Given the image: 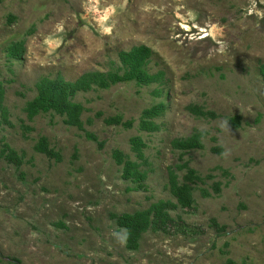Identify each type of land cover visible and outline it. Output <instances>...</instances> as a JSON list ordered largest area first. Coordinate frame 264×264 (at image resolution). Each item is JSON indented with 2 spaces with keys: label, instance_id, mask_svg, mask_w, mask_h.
Here are the masks:
<instances>
[{
  "label": "rangeland",
  "instance_id": "obj_1",
  "mask_svg": "<svg viewBox=\"0 0 264 264\" xmlns=\"http://www.w3.org/2000/svg\"><path fill=\"white\" fill-rule=\"evenodd\" d=\"M137 46L160 82L79 92L83 129L49 110L28 118L39 79L122 75L119 54ZM263 65L264 0H0V264H264ZM195 131L202 148L172 146ZM126 160L143 181L124 179ZM170 168L181 184L199 177L189 210ZM159 201L175 226L129 248L120 217Z\"/></svg>",
  "mask_w": 264,
  "mask_h": 264
},
{
  "label": "trees",
  "instance_id": "obj_2",
  "mask_svg": "<svg viewBox=\"0 0 264 264\" xmlns=\"http://www.w3.org/2000/svg\"><path fill=\"white\" fill-rule=\"evenodd\" d=\"M151 56L150 49L145 46L133 47L128 52H121L119 58L123 69V74H104L100 72H88L82 74L75 81L69 82L58 76L50 79L47 77L41 78L36 83V96L27 103L25 111L28 113V118L32 119L34 115L39 112L53 111L56 114L64 117L68 125L74 126L78 129H83V121L81 116L85 109L83 105L75 102L73 97L79 92H85L92 87L106 88L118 81L135 80L141 85H150L154 82H160L161 74H150L147 66ZM260 72L264 77V65L261 66ZM162 81V80H161ZM0 112L5 118L7 115L6 107L2 102V89L0 87ZM163 113L162 106L147 109L143 112V120L140 122V127L145 131H154L157 126L154 119ZM230 122L237 127L239 125L238 117L230 119ZM106 124L119 125L122 123L120 116H113L105 119ZM124 125L129 126L130 123L125 122ZM202 132L195 131L189 137L175 139L172 141V146L182 152L191 149L202 148L201 138ZM139 146V143H138ZM40 149L46 150L47 154H52L51 150H47L44 145L40 144ZM9 155L14 156L13 150L8 148ZM137 151L139 149L137 147ZM122 158L119 159L121 163ZM124 162V179H133L141 182L145 179L146 173L139 170V166L130 161ZM186 164L177 166V169L186 168ZM169 187L172 195L175 197L177 204L183 209L192 208L191 186L199 177L192 169H187L184 177V183H179L178 176L171 168L168 170ZM219 191V187H215ZM174 205L169 202L159 201L152 204L149 209L139 211L132 215H122L120 222L127 229V246L129 248H136L140 235L143 234L150 226H159L161 228H169L175 226L173 219L168 214L167 209L173 208ZM226 264H234L228 260Z\"/></svg>",
  "mask_w": 264,
  "mask_h": 264
},
{
  "label": "clouds",
  "instance_id": "obj_3",
  "mask_svg": "<svg viewBox=\"0 0 264 264\" xmlns=\"http://www.w3.org/2000/svg\"><path fill=\"white\" fill-rule=\"evenodd\" d=\"M222 127H224L225 129L228 130V127H227V121H224V122H223Z\"/></svg>",
  "mask_w": 264,
  "mask_h": 264
}]
</instances>
